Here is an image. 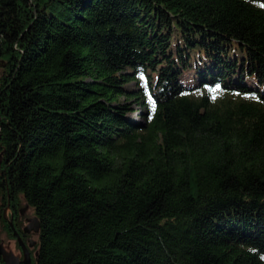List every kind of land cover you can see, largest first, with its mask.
Returning <instances> with one entry per match:
<instances>
[{"label": "trees", "instance_id": "1", "mask_svg": "<svg viewBox=\"0 0 264 264\" xmlns=\"http://www.w3.org/2000/svg\"><path fill=\"white\" fill-rule=\"evenodd\" d=\"M0 193L31 264H264V0H0Z\"/></svg>", "mask_w": 264, "mask_h": 264}, {"label": "rangeland", "instance_id": "2", "mask_svg": "<svg viewBox=\"0 0 264 264\" xmlns=\"http://www.w3.org/2000/svg\"><path fill=\"white\" fill-rule=\"evenodd\" d=\"M134 84L135 83L133 81L129 82V87H134ZM130 114L138 119H141V115L138 113V111L131 112ZM19 200L20 204L17 206L16 210H14L13 206L11 205V202L8 200L6 203L4 201L2 193H0V241L4 244L6 250L12 251L14 254L20 256V258H23V248H21L19 240L11 234L14 232V229L17 231V229L15 228L17 222H15V218H12V214L18 215L20 213H23V220L27 219L28 222L26 224L29 225L33 222L32 219L35 218V213L33 209L23 199L22 195L19 196ZM7 223L11 226V231L7 227ZM29 233L30 234L28 236L31 237L33 244L29 246L26 240L24 243L30 251V257L33 262V258L35 257V254L37 252L38 234L35 230H32Z\"/></svg>", "mask_w": 264, "mask_h": 264}, {"label": "water", "instance_id": "3", "mask_svg": "<svg viewBox=\"0 0 264 264\" xmlns=\"http://www.w3.org/2000/svg\"><path fill=\"white\" fill-rule=\"evenodd\" d=\"M32 220L33 222L27 225L25 230H27L28 232L32 230H35L38 232L40 228L39 221L37 220L36 217ZM14 233H16L18 236V240L23 248L24 257L20 258V256L14 254L12 251L6 250L4 244L0 241V254L3 257L5 264H31L32 259L30 257L31 254H30V251L28 250V247L22 241L19 233L15 229H14Z\"/></svg>", "mask_w": 264, "mask_h": 264}, {"label": "flooded vegetation", "instance_id": "4", "mask_svg": "<svg viewBox=\"0 0 264 264\" xmlns=\"http://www.w3.org/2000/svg\"><path fill=\"white\" fill-rule=\"evenodd\" d=\"M12 218L16 219L17 225H15V228L17 229L22 241L25 242V240H26L28 242L27 244H29V246H30L32 244V239L30 236H28L30 233L27 230H25L27 225H28V224H26L28 222V220L27 219L23 220V213H20L18 215L12 214ZM15 236L18 239V236L16 233H15ZM19 244H20V242H19ZM20 246H21V244H20ZM21 248H22V246H21Z\"/></svg>", "mask_w": 264, "mask_h": 264}, {"label": "snow or ice", "instance_id": "5", "mask_svg": "<svg viewBox=\"0 0 264 264\" xmlns=\"http://www.w3.org/2000/svg\"><path fill=\"white\" fill-rule=\"evenodd\" d=\"M215 87H217V88H218V87H220V86H219V85H216ZM247 94H248V93H245V95H247Z\"/></svg>", "mask_w": 264, "mask_h": 264}]
</instances>
